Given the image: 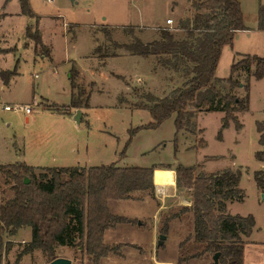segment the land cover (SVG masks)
<instances>
[{
    "label": "rangeland",
    "instance_id": "1",
    "mask_svg": "<svg viewBox=\"0 0 264 264\" xmlns=\"http://www.w3.org/2000/svg\"><path fill=\"white\" fill-rule=\"evenodd\" d=\"M29 2L33 18L21 14L20 0H0V75L10 77L7 84L0 77V165L26 163L32 167L91 168L112 164L153 167L157 164L154 169L169 167L173 170L181 164L200 166L201 171L207 174L236 168L241 171L240 187L245 192L244 202L237 207L243 211L259 205L264 207L263 194L255 181V173H264V164L255 158L260 150L256 123L264 119V79L251 80L249 111L236 114L241 128L231 121L219 135L225 115L217 111L199 115L197 123L200 131L196 135L183 130L177 133L176 117L172 116L159 127L140 129L131 137V131L153 122L148 111L130 106L138 102L135 90L161 97L167 93L165 87L171 79L165 72L155 70L152 80H145V84L140 85L144 88L139 90L134 87L133 94L128 97L129 89L126 92L125 85L128 84V77L134 75L133 72H145L147 64H139L138 60L130 57H117L127 54L123 49H115L114 44L132 41L126 28H134L135 34L143 30L150 32L157 24L159 27L155 29L158 34L159 29L165 27L177 28L181 19L194 15L190 0ZM239 2L245 25L256 28L264 0ZM174 7L177 11L172 12ZM168 18L174 20L173 25L166 24ZM28 26L32 28V33L39 29L45 49L36 46L27 36ZM138 26L142 27L141 31ZM231 51L226 50L223 54L217 71L219 79L232 76L231 66L239 55L264 58V33L255 30L238 33L233 53ZM44 55L48 57L44 58ZM74 67L83 76L80 79L78 74L76 79L84 92L81 96L83 101L88 94L91 95L88 106L82 107L84 116L82 114L80 123L72 117L53 115L50 111L52 108L57 111V107L66 110L64 108L71 105L73 90L70 76ZM103 67L104 72L99 73L98 69L101 71ZM239 75L244 82L247 74L240 72ZM143 76L141 78L144 79ZM234 93L239 97L245 96V91L240 89ZM124 99L129 102L128 105L121 103ZM27 104L34 106L30 121L24 111L4 109L6 105ZM75 109H67L66 112L74 116ZM203 143L206 144L201 147ZM11 186L12 183L0 174L2 201L13 196ZM177 191L185 192L191 200V192L178 188ZM154 196L157 201L145 200L159 204L155 193ZM186 202L184 198L174 197L165 200L168 208L160 213L159 231L163 216L186 209ZM131 220H135L133 224L136 226L138 219ZM174 220L189 224L192 214L182 213ZM169 233L164 248L157 247L158 250H165ZM31 239L30 228L19 230L15 236L6 235L13 249L5 254L3 264H50L52 260L39 250L18 260ZM118 245L122 246L119 249L122 256H109L124 257L127 247L137 250L136 245L110 246ZM138 250L141 251L140 248ZM57 258L70 259L72 264H93V258L79 246H59L56 249ZM186 264H214V260L207 255Z\"/></svg>",
    "mask_w": 264,
    "mask_h": 264
},
{
    "label": "trees",
    "instance_id": "2",
    "mask_svg": "<svg viewBox=\"0 0 264 264\" xmlns=\"http://www.w3.org/2000/svg\"><path fill=\"white\" fill-rule=\"evenodd\" d=\"M190 3L193 17L181 19L175 29H159L158 40L144 43L130 27L126 30L130 31L128 35L132 41L114 44L115 49L132 55L155 57L157 65L171 74V91L162 98L135 90L138 102L130 106L148 111L153 122L131 131V137L140 129L159 127L172 116L176 117L177 133L183 130L196 135L200 131L199 115L217 111L225 115L219 135L231 121L241 128L236 114L249 111L251 78L264 79V58L250 55H239L231 66L230 78L216 77L223 48L233 45L237 32L248 30L239 0H190ZM20 6L21 14L34 17L29 0H20ZM30 26L27 36L36 46L45 49L39 29L32 33ZM258 30L264 31V6L259 11ZM240 72L247 74L244 82L240 80ZM3 75L1 79L8 83L10 77ZM77 75L73 68L69 107L80 109L88 106L90 94L83 101L84 92L76 81ZM237 89L245 91V96L235 95ZM121 103L129 104L125 99ZM256 126L259 145L264 148V120L258 121ZM255 158L264 162V149L256 152ZM154 170L153 167L116 164L91 168H35L25 163L0 165V174L12 183L13 193L6 200L0 199V264L5 254L13 249L6 235L15 236L23 228L31 229L32 239L18 260L39 250L54 261L59 246H79L93 258V264H99L101 258L111 254L122 256L119 252L122 246L107 245L104 234L120 223H134L135 220L112 215L108 202L157 201L153 192ZM201 170L202 167L195 165L176 167L177 188L191 192V209L163 216L160 236H168L171 221L178 219L180 214L191 213L194 234L180 243L177 264L217 254L219 264H244L245 238L252 234L255 219L252 215L227 213L229 202H242L245 198L240 189L241 171L226 169L207 174ZM172 172L157 169V182L174 187ZM255 181L264 193V173H255ZM166 240L162 244L158 241L159 249L164 248Z\"/></svg>",
    "mask_w": 264,
    "mask_h": 264
},
{
    "label": "crops",
    "instance_id": "3",
    "mask_svg": "<svg viewBox=\"0 0 264 264\" xmlns=\"http://www.w3.org/2000/svg\"><path fill=\"white\" fill-rule=\"evenodd\" d=\"M175 11H177L176 7L172 8V12H175ZM162 24L164 23L162 22ZM138 27H139V30L140 28L142 29L141 26H138ZM155 27L157 29V27H159L158 24L156 26H153L150 32L143 30L142 32L138 31V33H136L135 35L138 38H140L144 43H151L160 38ZM246 27L248 30H251V31L255 30V31L264 33V31L258 30V25L256 28H250L248 26ZM240 32H243V31H240ZM240 32H237L236 36ZM230 49L234 51V42L232 46H225L223 48L220 61L223 57L224 52L226 50L229 51ZM123 51L127 55H124V56L118 55L117 57H130V58H134L135 60H138L137 63L139 64L142 62H145L147 64V70L145 72H133L134 75L128 77V80H129L128 84H125L127 86L126 92L129 89L128 97H131V95L133 94V91L135 90L134 87H138V90L140 88H144L143 85L146 82L145 80H148V81L152 80V78L154 77L155 70L165 72L166 74H168V77H170L171 79L170 72L166 71L163 68H160L157 65V61L155 57L151 56L149 58H144L141 56L132 55L125 50ZM45 57H48V56L44 55V58ZM49 57L51 56L49 55ZM220 61H219V64H220ZM154 62H156V64ZM219 64H218V67H219ZM104 69L105 67H103V69H101L100 71V68H99L98 69L99 73L104 72ZM217 71H218V68H217ZM217 71H216V77H217ZM77 72L79 74V78L81 79L83 76L81 75L79 71ZM142 76L144 77V79L141 78ZM135 82L137 83V86ZM141 84L143 85L140 86ZM171 88H172V83L169 80L167 81V85L165 87V89L168 91H166L167 93L164 96H166L171 91ZM92 91L93 89L90 92L92 93ZM156 96L159 97V95L157 94ZM164 96L162 95L160 98ZM27 105H31V104H27ZM55 105H58V104H55ZM59 106H62V105H59ZM32 107L34 108V106ZM52 109H55V108H52ZM52 109H50V111L53 115L58 114L60 116H69V117H72V120H74L77 123H80L84 116L83 108L80 111H78V109H75L77 111L74 116L71 115L70 112H66L67 109L73 110L74 108L66 107L64 108L66 110H63V108L57 107V111H54ZM27 120L30 121V116L27 117ZM263 149L264 148L260 146L259 151ZM202 163H205V162H202ZM261 163L264 164V162H261ZM126 166H129V165H125L121 167H126ZM155 166H153V168ZM78 167H81V166H78ZM35 168H46V167H35ZM56 168H66V167H56ZM81 168H90V167H81ZM173 170L175 171V169ZM231 170L236 171L237 169L234 168ZM220 171H223V170H220ZM220 171H217V172H220ZM217 172H208V173L212 174V173H217ZM240 189L242 188L240 187ZM258 190L260 193L264 194L261 189L258 188ZM172 197L184 198L187 201L186 202L187 204L185 205L187 207L186 209H191V204H192L191 200L189 201L188 196H185V192L182 191L178 193L177 185L174 187L170 186L169 195L165 197L164 199H159L158 200L159 204L153 201H149V200H142V201L110 200L108 202V206H109L110 212L113 215L124 217V218H129V219H138L139 222L137 223L136 226L133 223L119 224L117 225V227L106 231L105 232V243L110 244V245H117V244L136 245L141 249L142 253L138 249L134 250V249L127 247L124 249V257H121V258L114 257V256L103 257L101 259L100 264H177L178 259H179V245L182 241L186 239L187 236L194 234V222H193V217L189 224L183 223V221H180V220H174L173 222H171L169 239L166 243V248L165 250H158L157 248L158 238L160 236L159 235L160 213L166 208H168V206H166L165 200L172 198ZM244 200L242 202H237V201L229 202L227 204V213L234 215V216L240 215V216L246 217V216L252 215L254 217L255 227L253 228L252 234L248 238H245L244 264H264V207H262V205H259L257 207L254 206L252 210L243 211L239 209L237 205L242 204ZM257 212L260 214H258Z\"/></svg>",
    "mask_w": 264,
    "mask_h": 264
},
{
    "label": "built area",
    "instance_id": "4",
    "mask_svg": "<svg viewBox=\"0 0 264 264\" xmlns=\"http://www.w3.org/2000/svg\"><path fill=\"white\" fill-rule=\"evenodd\" d=\"M48 1H50V0H48ZM166 24L168 26H171L174 24V20L171 18H168L166 20ZM36 77H37V75H36ZM4 109L6 111H16V112L17 111H24L27 116L32 115L34 112V108L31 105H26V106L16 105L13 107L10 105H6ZM163 170L173 171L172 172L173 173L172 180L174 182V186H176V180H177L176 171L169 169V167H165V168H163ZM156 172H157V169L154 170V179H153L154 180V193L158 199H164L165 197H167L169 195L170 185L164 184L162 182H157Z\"/></svg>",
    "mask_w": 264,
    "mask_h": 264
},
{
    "label": "water",
    "instance_id": "5",
    "mask_svg": "<svg viewBox=\"0 0 264 264\" xmlns=\"http://www.w3.org/2000/svg\"><path fill=\"white\" fill-rule=\"evenodd\" d=\"M75 0H71V2L73 3ZM26 183H29V180H26ZM263 201H264V194H263ZM167 239L166 236L161 235L160 236V244H162L165 240ZM218 258H219V254H217L216 256L213 257L214 263L215 264H219L218 263ZM50 264H72V261L70 259L67 258H57L54 261H52Z\"/></svg>",
    "mask_w": 264,
    "mask_h": 264
}]
</instances>
